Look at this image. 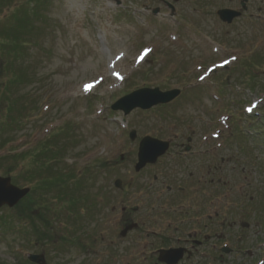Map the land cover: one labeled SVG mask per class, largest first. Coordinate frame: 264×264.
<instances>
[{
	"label": "rangeland",
	"instance_id": "rangeland-1",
	"mask_svg": "<svg viewBox=\"0 0 264 264\" xmlns=\"http://www.w3.org/2000/svg\"><path fill=\"white\" fill-rule=\"evenodd\" d=\"M241 1L0 0V175L32 190L0 209L10 219L0 220V264H37L30 254L47 264H153L154 250L192 230L211 240L191 264H264V0H247L232 25L217 15ZM22 26L30 43L15 52L9 41ZM143 88L181 94L148 110H112ZM147 136L170 149L136 172ZM187 145L191 153L176 154ZM222 158L225 184L204 205L208 166ZM33 207L47 208L50 234L24 214ZM216 212L236 226L219 233ZM125 217L140 228L121 238Z\"/></svg>",
	"mask_w": 264,
	"mask_h": 264
},
{
	"label": "water",
	"instance_id": "water-1",
	"mask_svg": "<svg viewBox=\"0 0 264 264\" xmlns=\"http://www.w3.org/2000/svg\"><path fill=\"white\" fill-rule=\"evenodd\" d=\"M220 19L226 23H232L233 20L240 16L239 12L231 9H223L218 12ZM181 91L179 89H173L170 91H161L159 88L155 89H141L134 93L120 99L116 104L112 106L113 110H123L125 114H129L135 108L150 109L159 104H167L175 100ZM141 95L144 99H141ZM141 99V100H140ZM136 132L131 135L132 139H135ZM169 148L168 142H163L155 138L146 137L141 141L139 148V162L136 165V171H140L148 163H155L157 159L166 153ZM116 185L121 186V182L117 181ZM29 188L21 189L12 183L10 177H0V209L4 206L9 208L15 207L28 193ZM247 226V225H246ZM128 227L124 232L131 229ZM183 250H171L162 251L161 261H165L168 264H177L181 259ZM31 260L37 264H46L45 258L41 256H31Z\"/></svg>",
	"mask_w": 264,
	"mask_h": 264
},
{
	"label": "flooded vegetation",
	"instance_id": "flooded-vegetation-1",
	"mask_svg": "<svg viewBox=\"0 0 264 264\" xmlns=\"http://www.w3.org/2000/svg\"><path fill=\"white\" fill-rule=\"evenodd\" d=\"M252 15V14H251ZM250 15V16H251ZM190 143H192V139L189 141ZM186 151V150H185ZM184 151V152H185ZM192 152V151H191ZM190 152V153H191ZM177 155H182V154H184L185 156L186 155H188L189 153H187V152H185V153H183V152H178L177 151V153H176ZM225 163H226V160L224 159V158H222L221 159V165H218V166H214V167H212V166H208V171H207V174L209 175V176H211V175H213V177L210 179V181H209V184L208 185H206L205 186V189L203 190L204 192V197H203V199H202V202L204 203V205L207 203V202H212L213 201V195H212V189H214V186L215 185H223V184H225L224 182H223V180H222V178L220 177L223 173H224V165H225ZM211 171V172H210ZM210 172V173H209ZM218 173H220L221 175H218ZM191 177H193V173H191ZM214 176H216V177H218L217 178V180L215 181L214 180ZM201 181V179L199 180V182ZM166 191H167V193H168V196H171V195H173V189L171 188V187H166ZM178 192L180 193V194H182L183 196L185 195V194H187V189L185 188V187H179L178 188ZM194 192L195 193H199L200 191H198L197 189H194ZM161 194L159 195V202L161 201V199L163 198V192H160ZM216 197V199H219L218 198V196H215ZM181 203H183V202H181ZM183 208H185V206L184 205H182L181 207H180V209H183ZM127 209V208H126ZM138 210H139V208H138ZM138 210L137 211H133V207L132 208H130V211L132 212V213H136V212H138ZM151 210L152 211H154L155 210V207H152L151 208ZM175 210H177L176 208H175ZM123 213H127V210L125 211V212H123ZM191 213V211L189 210V211H187V212H185L184 214H185V216H188L189 214ZM215 216H216V222L218 223L217 225H216V227H218V229H220L221 231L219 232V233H221L222 235H224V231L225 230H229V228H231V227H235L236 226V224L233 222V223H231V222H228V220H227V218H224V217H221V215H219V213L218 212H216L215 213ZM189 219H190V217H189ZM219 219H221V220H219ZM124 222L126 221V225L124 226V227H127V226H130V225H133V224H137L138 226V228L136 229V230H134V231H137L139 228H140V225H139V223L138 222H133L132 221V219L130 218V217H125L124 219ZM208 220H210L211 221V224L213 223V218H212V216L210 217H208ZM244 223H241L240 224V226H244L243 225ZM185 225V223H183V226ZM204 227V226H203ZM206 227H208V225L206 226ZM245 228V227H244ZM248 228V227H247ZM175 229V232H178V233H182L183 231H184V229H182V232L177 228V227H175L174 228ZM216 230H217V228H215ZM134 231H132V232H134ZM131 232V233H132ZM219 233H217V231H215L214 232V234L216 235V236H218L217 234H219ZM183 234V233H182ZM184 235V234H183ZM198 235H200L199 233H194V234H191V233H189V232H187V233H185V235H184V238L183 239H181V237H178L177 238V241L180 243L179 245H177L176 247H179V248H184L185 249V254H184V257H183V260H182V264H191V261H192V259L196 256V254H197V252H198V249L199 248H201V247H204V246H207L208 245V243H209V240H210V237L209 238H206V235L204 236V238L203 239H201L200 240V238L198 239L197 237H198ZM200 237V236H199ZM157 259V258H156ZM154 264H159V263H154Z\"/></svg>",
	"mask_w": 264,
	"mask_h": 264
},
{
	"label": "trees",
	"instance_id": "trees-1",
	"mask_svg": "<svg viewBox=\"0 0 264 264\" xmlns=\"http://www.w3.org/2000/svg\"><path fill=\"white\" fill-rule=\"evenodd\" d=\"M17 21L21 25H24L26 23V21H24L23 18L17 19ZM22 27H23L22 29H20L19 27H17V30L15 32L18 35L19 39L18 40H13L14 41V44H10L11 47H12V49H14L15 52H20L22 50V48H21L22 47L21 46V40L22 41L24 40L25 35L27 34L28 36H30L29 33H26L27 31L24 28V26H22ZM18 37L16 36V38H18ZM15 56H16V58H15V60H16L15 71H16L17 65L19 63L18 58H19L20 55L19 54H16ZM19 70H20V68H19ZM0 71L6 72L5 69L0 70ZM14 124H17V121H16V123H6L5 125L8 126L9 128H12V126ZM4 128H5V126L2 127V125H0V130L1 129L3 130ZM0 146H2V145H0ZM16 157H17V155H14L13 158L16 159ZM33 209H34V207L28 209L30 211V214H29V211L28 210H26L24 214H26L27 218H30L31 217L33 220L37 219L38 222H40L42 224V226H43V228H42L43 232L40 233V234H43V233L46 234V235L50 234V232H51V230L49 228L50 221H49L48 217L46 216V212L45 211L44 212H41V210H47V208L40 209L38 207V209L36 211H33ZM34 213L36 214V218L34 217L35 216ZM0 220H2V225H7L10 222V219L6 220L5 217H2V216H0ZM36 230H38V228Z\"/></svg>",
	"mask_w": 264,
	"mask_h": 264
},
{
	"label": "snow or ice",
	"instance_id": "snow-or-ice-1",
	"mask_svg": "<svg viewBox=\"0 0 264 264\" xmlns=\"http://www.w3.org/2000/svg\"><path fill=\"white\" fill-rule=\"evenodd\" d=\"M249 111H251V109H249Z\"/></svg>",
	"mask_w": 264,
	"mask_h": 264
}]
</instances>
